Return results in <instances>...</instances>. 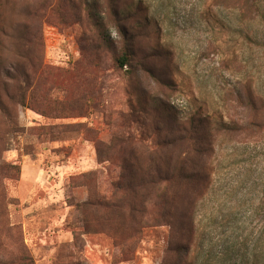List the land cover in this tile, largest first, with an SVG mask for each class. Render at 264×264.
I'll use <instances>...</instances> for the list:
<instances>
[{"label": "rangeland", "instance_id": "rangeland-1", "mask_svg": "<svg viewBox=\"0 0 264 264\" xmlns=\"http://www.w3.org/2000/svg\"><path fill=\"white\" fill-rule=\"evenodd\" d=\"M193 117L196 264H264V0H0V264H184L188 206L103 204Z\"/></svg>", "mask_w": 264, "mask_h": 264}, {"label": "trees", "instance_id": "trees-1", "mask_svg": "<svg viewBox=\"0 0 264 264\" xmlns=\"http://www.w3.org/2000/svg\"><path fill=\"white\" fill-rule=\"evenodd\" d=\"M130 56V44L126 42L124 53L116 58L118 68L129 71L125 70V67L129 66ZM16 81H18L17 77ZM197 122L200 120L193 117L189 125H180L179 131L182 129V134L168 142V149L149 150L143 153V155L147 154L145 164L138 163L139 155H135L131 166L136 168L134 177L137 181L130 185L133 196L130 198L126 194L127 187L122 182H117L122 195L120 200L112 204H103L108 210L118 212H151L152 221H157L158 212H163L160 216L164 223L169 225L177 219L176 212H184L183 207L188 206L186 212H193V215L188 214V218L194 231V240L189 245L179 246L186 251L184 264H196L195 248L198 240L195 227L193 228L196 217L194 212L200 201L209 194L214 182V174L217 172L216 168H207L198 162V156L202 151L196 147L200 138V125ZM135 153L138 154V152ZM196 187L199 188V193L196 197H192L190 191Z\"/></svg>", "mask_w": 264, "mask_h": 264}]
</instances>
